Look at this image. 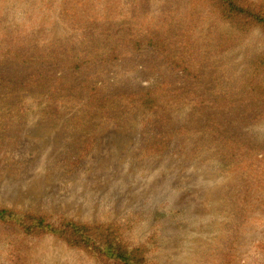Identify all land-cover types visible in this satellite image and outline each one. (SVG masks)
<instances>
[{"label": "rangeland", "instance_id": "1", "mask_svg": "<svg viewBox=\"0 0 264 264\" xmlns=\"http://www.w3.org/2000/svg\"><path fill=\"white\" fill-rule=\"evenodd\" d=\"M241 1L264 9V0ZM208 7L204 0H0V32L26 33L32 40L26 44L39 47L76 46L108 14L115 28L145 17L163 27L155 32L158 44L138 48L110 30L105 37L116 57L81 70L42 60L0 65V207L65 217L80 227L112 226L130 249L140 250L143 264H264L263 153H236L222 171L217 158L205 157L188 134L176 131L190 121L189 104L164 124L156 117L147 124L146 118L126 123L109 117L97 126L93 117L74 123L79 112L70 101L83 96L80 84L99 99L158 90L200 97L197 120L209 114L222 133L245 127L264 143V116L248 125V118L264 115V105L212 103L221 88L235 96L248 62L264 54V31L251 25L231 39ZM183 19L193 25L187 34L196 56L201 53L191 75L170 58L177 38H168ZM106 44L102 38L100 48ZM215 71L224 73L213 77ZM218 76L222 85L210 86ZM25 86L36 91H17ZM247 107L248 117L239 115ZM191 131L198 132L193 123ZM153 142L160 152L148 147ZM5 228L0 226V264H113L55 237L16 236Z\"/></svg>", "mask_w": 264, "mask_h": 264}, {"label": "trees", "instance_id": "2", "mask_svg": "<svg viewBox=\"0 0 264 264\" xmlns=\"http://www.w3.org/2000/svg\"><path fill=\"white\" fill-rule=\"evenodd\" d=\"M209 3L208 11L214 15L215 20L225 27L226 34L234 39V33L238 35L243 34L249 26L260 27L264 31V9L257 8L252 4H247L241 0H204ZM110 11V10H108ZM162 15L158 16L159 18ZM163 21V20H162ZM151 22V21H150ZM145 18L134 19L124 28L111 27L110 15L108 14L100 26H96L85 37H82L81 43L76 46H41L37 44L31 45L32 40L28 38L26 33H12L0 32V65L10 59L16 60L19 63H39L40 60L44 62H53L58 69L61 70H81L85 64L91 63L94 60H107L116 57V49L108 37H105L107 32L113 30V35L123 34L125 37L123 42L132 44L134 47L139 46H154L160 42L156 40L155 32L163 29L158 26V23H150ZM183 23L177 28L174 33L168 38L173 40L177 38V45L173 46L174 50L170 53V58L177 60V66L187 74L191 75L194 65L200 63V56H196L197 49L191 44L192 38L187 34L188 29H192L193 25H189L185 19ZM230 32V33H229ZM97 33L96 37L95 34ZM26 35V36H25ZM105 39L107 44L100 48L101 39ZM214 51L206 54L205 57L211 58ZM202 58V57H201ZM202 62H204L202 58ZM206 64L209 62L206 61ZM41 63V62H40ZM210 72L208 66L203 68V73ZM217 73H224L218 71L211 75L216 76ZM200 76V75H199ZM217 77V76H216ZM223 76L212 79L210 86L219 87L223 83ZM58 81L60 80L57 78ZM264 54L254 56L245 67L242 79L237 82L234 88L235 96L226 95V89H219L218 92L222 94L213 97L212 103L217 105L220 103H227L232 107H243L247 103H253L256 110L264 105ZM87 86L79 85L83 96L72 97L70 104H74L78 108L79 115L75 117V126H81L86 123L88 117H93L91 120L95 126L104 118L109 117L110 122H139L140 118H146L142 121L147 124L150 118L161 120L162 123H168L172 119V115L177 111H183L187 104L193 107L191 113L185 116L190 118L186 124L177 128L176 131L182 134H188L194 141L195 149L204 150L205 157L217 158L220 162L222 171L231 167L233 162L231 159L236 153L246 151L250 157L259 154H264V143L260 141L254 134L246 131L247 128L236 127L227 128L226 132L222 133V125L211 119L209 114L206 119H199L197 117L200 113L197 112V107L204 101L200 97H181L176 94L162 95L158 90L144 91L136 94H120L111 97L99 99L97 92ZM61 90L66 91L64 85L60 86ZM52 86H50V89ZM36 91L35 88L29 89L28 86L22 87L17 91ZM85 91V92H84ZM4 99V95H0ZM52 97L45 104L52 101ZM15 105V104H14ZM14 105H9L14 107ZM40 105V104H39ZM38 105V106H39ZM41 104L40 106H45ZM4 106H8L7 102ZM39 106V107H40ZM237 114V112H232ZM249 108H245L239 115L248 117ZM263 113H258L255 116L248 118L249 124L257 123L262 118ZM124 117L127 118L123 119ZM237 122V121H236ZM109 123V122H108ZM193 123L198 127V132L188 130L190 124ZM235 123V122H233ZM155 125V124H154ZM150 125V126H154ZM150 130L154 128L150 127ZM149 130V131H150ZM236 131V132H235ZM157 143L153 142L148 147H156ZM193 144V142H191ZM154 145V146H153ZM159 154V153H158ZM0 226L6 227L7 231H11L13 235L18 236H32L39 238L42 236H51L63 242L69 248L83 249L89 255L97 256V259H105L112 261L113 264H143L144 257L140 255V250L130 249L124 239L119 235L118 230L112 226H103L88 228L80 227V224L68 220L65 217L51 218L33 215L28 212L18 211L14 209L0 207ZM17 259V258H16ZM16 263V262H15ZM18 264V263H16Z\"/></svg>", "mask_w": 264, "mask_h": 264}]
</instances>
